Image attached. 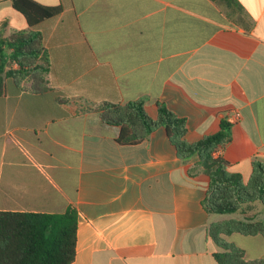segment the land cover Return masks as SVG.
<instances>
[{"label": "crops", "instance_id": "1", "mask_svg": "<svg viewBox=\"0 0 264 264\" xmlns=\"http://www.w3.org/2000/svg\"><path fill=\"white\" fill-rule=\"evenodd\" d=\"M32 1L59 9L35 27L49 90L0 95V212L74 207L71 264H217L208 227L264 223V207L207 214L197 155L180 161L163 128L121 146L118 126L82 110L141 100L156 119L161 103L185 120L188 144L237 112L217 158L246 182L252 162L264 163V0ZM26 29L12 0H0L1 36ZM220 239L246 261L264 259L262 236Z\"/></svg>", "mask_w": 264, "mask_h": 264}, {"label": "trees", "instance_id": "2", "mask_svg": "<svg viewBox=\"0 0 264 264\" xmlns=\"http://www.w3.org/2000/svg\"><path fill=\"white\" fill-rule=\"evenodd\" d=\"M12 7L24 17L28 29L7 37L0 34V95L6 93L8 86L17 91L43 93L49 90V61L42 35L35 27L44 19L57 15L59 9L32 0H12ZM13 64L17 68H12ZM59 101L68 102L66 99ZM156 106V119L146 114L141 100L123 106L101 103L82 111L97 113L104 123L118 126L120 132L116 142L121 146L139 144L154 130L163 128L180 161L197 155L202 173L209 179L202 200L207 214H233L255 203L264 207L263 162H252L251 174L244 182L240 175L227 172L225 161L211 156L230 140L227 121H221L216 134L188 144L184 140L185 120L176 117L161 103ZM77 219L72 206L63 213L0 212V264H71L75 257ZM232 233L264 238V223L245 219L211 224L208 236L221 249L213 254L217 264H264V259L246 261L240 248L220 239Z\"/></svg>", "mask_w": 264, "mask_h": 264}, {"label": "built area", "instance_id": "3", "mask_svg": "<svg viewBox=\"0 0 264 264\" xmlns=\"http://www.w3.org/2000/svg\"><path fill=\"white\" fill-rule=\"evenodd\" d=\"M239 120V114L237 112H234L231 117L228 119L229 123H234L236 121ZM217 152L218 150H215L213 153H212V157L213 158H217Z\"/></svg>", "mask_w": 264, "mask_h": 264}, {"label": "rangeland", "instance_id": "4", "mask_svg": "<svg viewBox=\"0 0 264 264\" xmlns=\"http://www.w3.org/2000/svg\"><path fill=\"white\" fill-rule=\"evenodd\" d=\"M11 67H12V68H13V67H14V68H17V66H16L15 64H13Z\"/></svg>", "mask_w": 264, "mask_h": 264}]
</instances>
